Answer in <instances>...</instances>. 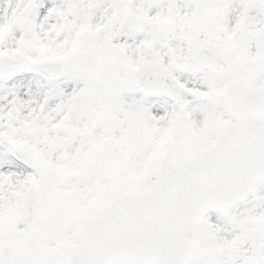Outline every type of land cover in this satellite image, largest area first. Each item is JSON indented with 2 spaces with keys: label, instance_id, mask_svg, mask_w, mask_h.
Instances as JSON below:
<instances>
[{
  "label": "snow or ice",
  "instance_id": "1",
  "mask_svg": "<svg viewBox=\"0 0 264 264\" xmlns=\"http://www.w3.org/2000/svg\"><path fill=\"white\" fill-rule=\"evenodd\" d=\"M0 264H264V0H0Z\"/></svg>",
  "mask_w": 264,
  "mask_h": 264
}]
</instances>
